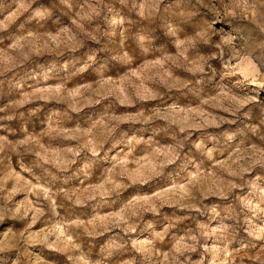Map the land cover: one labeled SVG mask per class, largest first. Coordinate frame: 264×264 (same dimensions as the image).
Wrapping results in <instances>:
<instances>
[{
  "label": "clouds",
  "instance_id": "1",
  "mask_svg": "<svg viewBox=\"0 0 264 264\" xmlns=\"http://www.w3.org/2000/svg\"><path fill=\"white\" fill-rule=\"evenodd\" d=\"M0 264H264V0H0Z\"/></svg>",
  "mask_w": 264,
  "mask_h": 264
}]
</instances>
